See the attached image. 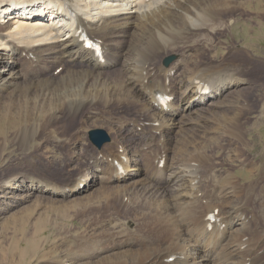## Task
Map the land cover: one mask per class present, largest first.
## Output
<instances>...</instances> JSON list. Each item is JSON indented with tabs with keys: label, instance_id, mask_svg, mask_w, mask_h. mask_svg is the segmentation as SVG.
I'll list each match as a JSON object with an SVG mask.
<instances>
[{
	"label": "bare ground",
	"instance_id": "1",
	"mask_svg": "<svg viewBox=\"0 0 264 264\" xmlns=\"http://www.w3.org/2000/svg\"><path fill=\"white\" fill-rule=\"evenodd\" d=\"M251 3L0 0V107L3 111L6 107L17 108L14 116L0 111V131L11 129L14 135H29L17 144L33 148L41 144L37 139L40 127L43 133L53 131L54 141L70 148L76 141L72 137L82 129L68 134L62 124L65 126L69 118H93L94 106L108 111L100 114L116 131L103 150L87 153L89 159L82 168L94 166L98 171L96 180L86 173L65 183L29 174L0 180V219L14 203L38 191L72 195L98 182L110 189L100 204L101 219L79 234L71 228L62 242H53L49 247L39 242L44 223L36 221L34 235L24 237L28 244L24 246V241L18 240L10 249L9 253L17 256L16 264H264V233H259L261 225L252 229L257 220L256 208L264 217V186L250 210L234 201L241 188L238 186H243L238 177L226 169L228 179L224 185L214 183L218 172H209L213 164L209 162L210 154L196 155L188 161L187 155L193 150L186 148L171 158L165 149L170 137L175 141L176 133L185 130L181 128L185 116L195 114L202 121L207 111L196 107L240 84V79L231 76L235 74L228 68L229 58L224 55L218 60L212 54L216 40L231 29L232 22H237L234 12ZM124 34L132 37L134 47V57L129 60L126 40L121 37ZM87 39L97 45L89 46ZM173 53L180 58L171 65L158 61V57ZM119 65L127 90L124 98L117 90L118 80L105 74V68ZM191 67L195 69L193 74L182 72ZM21 78L31 84L38 80L51 82L46 89L34 92L37 100L30 105L15 101L21 95L12 88ZM127 100H137L143 109H127ZM138 116L143 117L141 125H136L141 119ZM193 128V146L207 147L203 144L211 138L206 126L201 122ZM149 132L155 133L158 143L151 140L153 134L149 139L145 137ZM141 136L152 144L141 147ZM155 145L159 151L151 164L146 157ZM84 155L80 151L74 158L83 160ZM257 164L240 163L251 171L257 169ZM202 171L211 173V177ZM142 173L140 182L136 178L128 184ZM261 179L260 173L258 181ZM19 190L24 192L20 196ZM135 204L137 208L133 209ZM52 210L66 212L68 207L56 205ZM29 211L27 218L34 209ZM119 212L125 216L119 217ZM25 226L22 221L21 227ZM253 234L258 236L257 241L248 242L246 237ZM77 237L80 240L72 244L70 238ZM40 240L47 241V237Z\"/></svg>",
	"mask_w": 264,
	"mask_h": 264
},
{
	"label": "rangeland",
	"instance_id": "2",
	"mask_svg": "<svg viewBox=\"0 0 264 264\" xmlns=\"http://www.w3.org/2000/svg\"><path fill=\"white\" fill-rule=\"evenodd\" d=\"M249 1L253 2L251 3L252 5L249 4L247 7L243 6L244 9L241 8L234 12L237 22H232L231 29H228L220 40H216L214 44L215 53L212 54L218 60L224 57V55L229 58L231 66L228 68L231 69V74H235L231 76L232 78L235 76L240 79V84L228 88L224 91L223 95L211 99L210 102L196 107L203 108L207 111L204 114L207 118L204 117L202 121L195 118V114L185 116L181 127L185 130H180L176 133L177 138L175 141H171L170 137L169 142L165 143V149L169 153L168 157L171 158H175L180 153L185 152L186 148L193 150L187 155L188 161L191 158H195L196 155L204 153L210 154L212 159L209 162L213 164H211L212 166L210 165L212 171L210 170L209 172H213V174L218 172L214 174V176L216 175L214 177V183L218 187L224 185L228 179L225 177L227 175L225 173L227 169L231 176L238 177L240 183H243V186H238V188L241 187L239 188L240 193L238 192L234 201L236 203L241 202L240 204L249 206L250 210H252L257 203L255 198L257 196L260 197L261 189L264 186V179L258 181L260 173L264 178V0L262 2H258V0ZM128 35L124 34L121 36L122 39L126 40L127 60L134 57V47L131 44L132 37ZM167 58H172L169 62V65H171L180 58V55L174 53L164 55L161 59L158 57V61L166 66L165 59ZM194 71L195 69L191 67L182 72L184 74H193ZM111 72L113 73L107 74ZM105 74L110 77H115L118 80L116 83L117 90L120 91V97L124 98L127 90L121 65L105 68ZM50 82L51 80H38L31 84L22 78L16 79L15 86L12 89H17L21 96L15 98V101L33 105L37 100L34 92L40 89H46L50 86ZM133 93H136V91L133 90ZM125 103L128 106L126 107L127 109L131 107H136L135 110L143 109V106L137 100H127ZM3 109V107H0V111L7 113V116H14L17 111L15 107H6L5 111ZM101 111L106 110L100 106H94L91 113L93 118L91 117L86 121H83V118H69L65 121V126L62 124L68 134L74 133L77 129H82L72 137L76 141L70 148L56 143L53 139V135L55 134L53 131L43 133L40 131V127L37 129L38 133H40L37 139L40 140L41 144L33 148L21 147L17 144L24 137L29 138V135L27 136L25 133L23 136H19L18 134L14 135L11 129H6L4 132L0 131V180L6 177H15L20 174H29L43 180H52L56 183L62 181L65 183L79 174L84 175L86 173L88 177L97 175L98 171H95L94 166L88 169L82 168L83 164L88 162L89 157L87 153H96L95 150L101 151L104 149L103 146L99 149L92 143L89 139V131L92 129L105 130L108 136H110L109 142L113 140L116 132L113 129V125L100 114ZM222 116H226V118L222 119ZM139 119H137L136 125H141L139 123L143 122V117H139ZM29 121L33 120L29 119ZM201 122L206 126V133L211 139L206 144H203L207 145V147H202V145L194 147L195 142L192 139L194 133L193 127L199 126ZM33 123H36V120ZM128 134L129 132H127ZM152 134L155 137L153 136L151 140L158 143L159 138L153 132H149L145 137L149 139ZM145 137L141 138V141L144 143L140 145L141 147L152 144L150 142L148 144ZM80 151L85 154L83 160L74 158ZM158 151L159 146L155 145L150 149L149 154H147L146 159L149 160L150 158L149 161L151 164H154V159ZM152 153L155 154L152 155ZM241 162L258 163L257 169L251 171L248 169L249 166L240 165ZM202 172L205 175L209 173ZM203 173L201 175L204 178ZM211 173H209V177H211ZM142 176L143 173L137 177L135 176V178H131L128 184L130 185L136 178H139L140 182ZM94 180H96V176ZM115 183L117 182H112V184ZM235 183L237 184L238 182ZM254 186L255 190H253ZM22 193L24 192L21 190L17 192L19 196ZM109 194L110 189H105L104 184L98 182L93 187L72 195H51L49 192L38 191L33 193L27 200L15 201L16 203L12 207L10 206L7 212L2 214L0 219V264H16L17 256H12L9 253L10 249L13 243L18 240L24 241V246L28 244L25 242L24 237L34 235L35 223L38 220H42L44 229L40 231L37 239L39 242H45L44 244H47V247L51 246L53 242L59 243L63 239L65 240L71 228L76 234L81 233L87 226L101 219L103 211H101L100 204L105 200L103 199L104 196ZM40 196H43L42 200ZM38 199L41 201L37 202ZM81 200L83 201L80 204H75ZM56 205H65L68 207V210L66 212H56L52 210L53 206ZM2 206L0 201V207ZM135 206L137 205L132 206L133 209ZM109 207L114 210V205ZM31 208L34 209V212L27 218L30 212L29 209ZM255 212L257 213V220L252 229L261 225L260 229H258L259 233H264V217L261 215L259 209L256 208ZM118 215L119 217L125 216V213L119 212ZM22 221L26 222L25 227H21ZM44 237H47V241L40 240V238ZM78 238H70L72 241L70 242L72 244L77 243L76 241L80 240ZM257 238L258 236L254 234L246 237L248 242H256Z\"/></svg>",
	"mask_w": 264,
	"mask_h": 264
},
{
	"label": "water",
	"instance_id": "3",
	"mask_svg": "<svg viewBox=\"0 0 264 264\" xmlns=\"http://www.w3.org/2000/svg\"><path fill=\"white\" fill-rule=\"evenodd\" d=\"M172 58H167L165 64H168ZM90 140L98 147H102L108 140L109 136L103 129H94L89 133Z\"/></svg>",
	"mask_w": 264,
	"mask_h": 264
}]
</instances>
